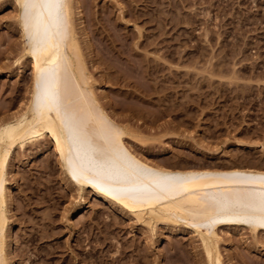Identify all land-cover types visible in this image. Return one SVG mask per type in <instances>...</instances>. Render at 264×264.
<instances>
[{
  "label": "rangeland",
  "instance_id": "374dc122",
  "mask_svg": "<svg viewBox=\"0 0 264 264\" xmlns=\"http://www.w3.org/2000/svg\"><path fill=\"white\" fill-rule=\"evenodd\" d=\"M15 2L0 0V124L32 90ZM71 2L91 90L131 152L175 171L264 170V0ZM5 179L8 264H211L191 225L144 224L76 182L53 134L13 148ZM217 232L221 264H264V231Z\"/></svg>",
  "mask_w": 264,
  "mask_h": 264
},
{
  "label": "bare ground",
  "instance_id": "6f19581e",
  "mask_svg": "<svg viewBox=\"0 0 264 264\" xmlns=\"http://www.w3.org/2000/svg\"><path fill=\"white\" fill-rule=\"evenodd\" d=\"M15 1L32 90L26 111L0 124V264H8V159L13 148L45 133L55 135L76 182L146 220L144 224L180 220L191 225L211 264H221L219 228L245 224L254 232L264 231V170L175 171L135 155L123 142L125 131L99 106L91 90L71 0ZM147 40L137 45L149 46ZM36 235L29 233L25 242L33 244ZM36 257L40 260L42 254Z\"/></svg>",
  "mask_w": 264,
  "mask_h": 264
}]
</instances>
